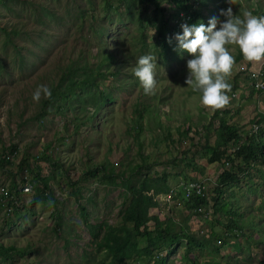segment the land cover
<instances>
[{"label":"rangeland","instance_id":"rangeland-1","mask_svg":"<svg viewBox=\"0 0 264 264\" xmlns=\"http://www.w3.org/2000/svg\"><path fill=\"white\" fill-rule=\"evenodd\" d=\"M191 1L206 17L205 25L212 17L223 20L219 11L230 6L226 0H206L207 5ZM158 3L157 9L154 3H147L142 12L138 0H0V187L12 196L17 190L13 196L16 203L6 207L7 199L0 195V244L14 248L10 260L0 259V264H118L105 259L104 250L96 248L81 216L84 208L91 224L122 225L131 194L121 177L114 182L104 180L103 165L107 169L112 166L114 175L123 172V177L131 181L130 187L144 177L165 176L158 182L164 183L163 190L178 187L188 179H204L215 196L213 188L224 168V159H210L219 121L227 120L242 137L252 133L254 120L264 115V89L250 92L251 71L241 70L246 60L237 46L230 45L235 57L228 77L232 85L230 104L220 110L202 105L201 94L185 84L186 62L191 57L186 52L180 59L168 56V62L162 57L163 38L167 52H176L174 36L182 33V28L175 32L171 27L174 3ZM232 7L241 18L244 12L264 16V0H234ZM169 38H173L171 44ZM142 55L157 58V86L147 95L133 74ZM106 56L110 62L104 60ZM263 64H254L255 70L261 71ZM70 67L77 70L73 76L78 78L85 71H93L96 77L89 95L102 90L109 97L98 107L91 124L76 129L95 106L74 98L63 107V113L55 110V103L47 105L46 110L51 111L43 113L45 97L33 100L40 85L50 89L61 83L64 87L67 77L61 82L62 74ZM138 109H143L141 120L135 114ZM134 124H140L141 148ZM261 124L264 131V121ZM188 126L189 131L182 133ZM140 154L146 160L137 173H131L130 168L141 163ZM256 165L254 178L243 179L222 194L224 202L229 203L228 214L213 212L200 225L192 219L188 222L189 232L209 237L212 244L217 243V236L225 235L224 226L234 218L233 213L238 214L242 229L238 236L220 245L218 252L195 249L199 264L207 260L220 264L264 263V166ZM38 173L49 178L53 200L46 204L35 201L44 190L43 183L34 179ZM32 182L28 194L19 193L21 187ZM147 195H154L153 190ZM157 196L161 200L165 195ZM183 207H173L168 213L162 209L160 224L168 220L174 225L181 223L188 215ZM152 210L158 207L149 210V230H153V217L158 213ZM56 214L61 218L60 228L55 226ZM104 231H100V237ZM146 245V239L140 238L139 247ZM183 248L179 246L167 263L190 264L182 257ZM189 252L193 253L191 248ZM147 261L142 257L132 262Z\"/></svg>","mask_w":264,"mask_h":264},{"label":"trees","instance_id":"trees-1","mask_svg":"<svg viewBox=\"0 0 264 264\" xmlns=\"http://www.w3.org/2000/svg\"><path fill=\"white\" fill-rule=\"evenodd\" d=\"M170 1L174 3V8L176 10V12L172 15L171 23L172 21L178 19V14L180 12L185 16H188V20L184 22V24L186 23L189 26L196 24L197 22H204L206 20V17L200 13V10L191 7V0ZM200 1L206 4V0ZM138 3L142 12L147 3H154L155 9L159 8L158 0H138ZM261 15H264V12H262ZM161 24L164 25L163 21H161ZM174 26L175 25L171 26L173 27L172 30L175 32H180L178 30H180L181 28L176 30ZM163 39L165 46L162 52L163 59L167 62L169 57L180 59L182 53L179 54L178 51L167 52L166 39ZM104 60L110 62V57L106 56ZM102 65L103 63L98 65V67H101ZM76 71L77 70L72 67L67 69V71L62 74L61 78L62 82L67 77L65 86L61 87V83L56 84L55 86L50 88L52 93L51 98L43 99V105L45 108L43 110V113L51 111L46 110V107L47 105H53L54 103L56 104L55 110L58 113L62 112L63 107H68L69 100H72L74 98H78L79 100H82V102L83 100H85V103H90L95 106L96 108L94 109L92 114L86 117V119L78 122L75 129L87 123L91 124L93 116L98 112V107L101 104H104L106 99H109V97H107L106 95V92L104 93L102 90H97L96 94H92V96L89 95L91 94L90 86L94 84L93 81L96 77L94 73H92L93 71H85L83 73L84 75L81 78L73 76ZM98 74L104 77L103 73L99 72ZM249 89L250 92H254L255 90L251 88V86ZM135 114L137 116V119L141 120L143 117V109L136 110ZM254 121L255 123H259L260 127L255 132H252L244 137L238 134L237 129L228 124L227 120L222 119L221 121H219L220 128L210 149L212 153L210 159L211 161H221V159H224L223 162L231 161L232 167L222 170L218 175L217 183L213 188V194L215 196L211 199L214 213H217L219 215L226 213L228 214L227 208L229 206V203L224 202L222 194L228 190L227 188L230 189L232 185H238L241 181H243V179L251 180L252 178H254V173L252 170L256 168V164L261 163L264 166V131L263 128H261V122L264 121V115L258 116V118ZM132 128L138 130L135 133V139L137 140L139 148H141V140L139 135L140 124H138V126L134 124ZM189 128V126L186 127V129L182 133L186 134L189 131ZM167 136H170V134H167ZM206 136H208V134H206ZM231 142H234L236 143L235 145H237L235 146L237 149L233 152L229 151L230 148H232L231 146H229ZM140 158L141 163L132 166L130 168L131 173H137L139 168L142 166V163L145 162L146 157L143 154H140ZM235 160H238V162L235 163ZM102 168L104 170V174L102 175L104 180H107V182H114L116 177H121L123 181L125 180V183H123L124 187L126 189H129L131 194L129 206L123 211L122 225L119 227L106 225L105 222L103 224H91L86 219L85 209H81L83 222L85 223V226L91 231L90 235L96 244V248H98L99 250H104V258H110V262H117L118 264H135L132 261H139L142 257L143 259L147 258V262H149L155 253L166 251V254L164 256H161L153 263L166 264L171 254L175 252L180 244H182L181 242H183V259L185 261H188L190 264H199L198 262H196L194 254L195 249H204L207 252L211 250H213L214 252H218L220 249V245L229 242V239L233 238V236H238L239 232L242 231L240 224L238 223L239 221L237 219V213H233L234 218L228 219L227 224L224 226V229L229 234L225 236H217L218 239L221 240L220 244H212L209 237L202 238L189 232L187 225L189 216H185V218L181 220V223L179 221V223H175V225L169 220L167 221V223L160 224L158 218L153 217L156 219L155 225L153 230H149L148 228H146L147 221H149L150 219L149 210L158 206V203L155 202L154 197L158 194H167L168 190L171 188L168 187L167 189L163 190L164 183H158L161 180H165V176H162V179H151L148 177H144L139 180L137 186L130 187L131 181L128 178L123 177V172L114 175L112 166L110 169H107L106 166L103 165ZM256 171L259 172L258 170ZM87 173L88 175H90V171H88ZM261 177H263V175ZM34 179L40 180L44 185V190L39 194L35 201H42L46 204L49 203L50 200H53V196L49 187V178L43 177L40 175V173H38L35 175ZM33 183L34 182H32L31 184L34 185ZM155 184L158 185L154 186ZM151 189L153 190L154 195H147L149 193V190ZM16 193L17 190L14 189V195ZM8 195L12 198L14 196L10 194L9 190ZM9 204H11V201H8L4 206H9ZM206 204L207 202L205 201V199L191 198L189 199V201H186L184 203L183 208L190 210L199 206H205ZM55 219L57 222L55 226H58V228H60V224H58L60 223V216L56 214ZM168 222L170 223L168 224ZM128 224H130L131 227H128ZM102 229H105V231L103 233V236L100 237V231ZM99 237L100 239L98 240ZM143 237L146 239L147 245L141 248L139 247V239ZM190 248L193 253L189 252ZM12 253H14V248L12 246L3 247V245L0 244V259L10 260ZM129 259L132 261H129ZM100 264L103 263L101 262ZM204 264L220 263L217 261L207 260Z\"/></svg>","mask_w":264,"mask_h":264},{"label":"clouds","instance_id":"clouds-1","mask_svg":"<svg viewBox=\"0 0 264 264\" xmlns=\"http://www.w3.org/2000/svg\"><path fill=\"white\" fill-rule=\"evenodd\" d=\"M226 2L230 6L219 11V16L223 17V20L212 17L207 25L197 22L191 26L186 23L179 28L174 26L176 30L182 28V33L174 36L178 45L175 50L180 53L186 52L191 57L186 62L185 84L194 92L201 94L202 105L213 110L224 109L231 100L229 93L232 85L228 82V77L233 70L235 57L228 46H237L246 60L245 68L241 70L248 71L247 61L264 62V16L244 12L241 18L233 12L234 0ZM172 39L168 40L170 44ZM156 68V57L142 55L133 69V74L146 95L152 94L157 86ZM260 70L264 72V65L260 66ZM250 71L249 77L253 88L252 73L256 70ZM42 95L51 98V90L46 85L37 87L33 93V100L38 102Z\"/></svg>","mask_w":264,"mask_h":264},{"label":"built area","instance_id":"built-area-1","mask_svg":"<svg viewBox=\"0 0 264 264\" xmlns=\"http://www.w3.org/2000/svg\"><path fill=\"white\" fill-rule=\"evenodd\" d=\"M191 7L194 8V5ZM188 20V16H185L183 13L178 14V19L174 21L173 25H176L177 28L184 24ZM179 23V24H178ZM264 63V62H262ZM264 65V64H263ZM260 75H262L261 71H256L252 73V77L254 78L253 81V88L256 90H262L264 89V81L261 80ZM259 85V86H258ZM236 95V93H235ZM260 127L259 123L253 124V132H255L258 128ZM237 148L233 147L232 149L230 148V152L235 151ZM232 167V162L231 161H225L224 162V169H228ZM33 185L30 183H27L25 186L21 187L19 189L20 194H28L29 191L32 189ZM0 195L3 198L7 199L6 202L11 201V204L16 203V199H13L11 196L8 195V190L4 187H0ZM165 196L160 200L159 197L157 196L155 199V202L158 203V213L155 214L156 218H160V213L165 211L168 213L171 208L174 207V209H178L181 206H184V203L186 201H189L191 198H200V199H205L207 204L205 206H199L197 208H192V209H184L183 212L184 214H187L189 216L188 222L192 219L193 223H202V220L206 221L209 219V217L213 214V208H212V195L210 193V189L207 186L206 180L204 179H188L185 181H182L179 183L178 187H171L168 190L167 194H164ZM164 205L162 209H159L160 205ZM5 205V204H4ZM6 207V206H4ZM7 209V208H6ZM153 211V210H152ZM153 211V212H154ZM185 211L187 213H185ZM217 214V213H216ZM227 235V233L225 234ZM217 243L220 244L221 240H217ZM166 254V251H160L157 252L153 255V257L150 259L149 262H145L144 264H153L157 259H159L161 256H164ZM264 264V263H263Z\"/></svg>","mask_w":264,"mask_h":264},{"label":"crops","instance_id":"crops-1","mask_svg":"<svg viewBox=\"0 0 264 264\" xmlns=\"http://www.w3.org/2000/svg\"><path fill=\"white\" fill-rule=\"evenodd\" d=\"M247 63H248V61H247ZM254 64H256V63H254V62H249V67H248V69H255L254 68ZM238 162V160H235V163H237ZM152 213H153V211H152ZM227 232L225 231V234H226ZM194 234V233H193ZM195 235V234H194ZM225 236V235H224ZM180 246H182V248H183V245L181 244ZM188 262V261H187Z\"/></svg>","mask_w":264,"mask_h":264}]
</instances>
